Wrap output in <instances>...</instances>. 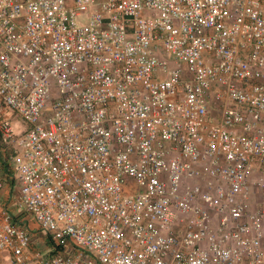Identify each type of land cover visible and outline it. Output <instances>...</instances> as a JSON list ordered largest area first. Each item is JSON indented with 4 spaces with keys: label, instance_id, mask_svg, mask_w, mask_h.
<instances>
[{
    "label": "built area",
    "instance_id": "1",
    "mask_svg": "<svg viewBox=\"0 0 264 264\" xmlns=\"http://www.w3.org/2000/svg\"><path fill=\"white\" fill-rule=\"evenodd\" d=\"M253 188L264 0H0V264H264Z\"/></svg>",
    "mask_w": 264,
    "mask_h": 264
},
{
    "label": "rangeland",
    "instance_id": "2",
    "mask_svg": "<svg viewBox=\"0 0 264 264\" xmlns=\"http://www.w3.org/2000/svg\"><path fill=\"white\" fill-rule=\"evenodd\" d=\"M257 175L256 173H254L253 178H256ZM6 197V195H5ZM16 197V191H10L7 190V197L4 198L5 199V204L8 206V209L16 216H24L22 209L20 208V206L18 205V203H16L15 200ZM257 201H264V191L260 190V189H256L253 188V205L256 204ZM26 217V216H25ZM27 220V225L29 224L30 226L32 225V220L27 216L26 217ZM34 229L36 228V225L31 226Z\"/></svg>",
    "mask_w": 264,
    "mask_h": 264
},
{
    "label": "crops",
    "instance_id": "3",
    "mask_svg": "<svg viewBox=\"0 0 264 264\" xmlns=\"http://www.w3.org/2000/svg\"><path fill=\"white\" fill-rule=\"evenodd\" d=\"M5 195H6V197H7V189L2 193L1 198H6ZM249 201H250V207H251V208H254L255 205H253V195L250 196Z\"/></svg>",
    "mask_w": 264,
    "mask_h": 264
}]
</instances>
